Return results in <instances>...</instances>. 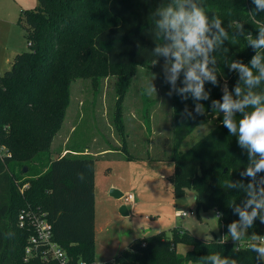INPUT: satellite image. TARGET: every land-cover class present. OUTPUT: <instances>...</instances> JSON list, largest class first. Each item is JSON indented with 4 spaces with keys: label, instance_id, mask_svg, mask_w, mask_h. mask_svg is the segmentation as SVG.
Segmentation results:
<instances>
[{
    "label": "trees",
    "instance_id": "1",
    "mask_svg": "<svg viewBox=\"0 0 264 264\" xmlns=\"http://www.w3.org/2000/svg\"><path fill=\"white\" fill-rule=\"evenodd\" d=\"M194 2L204 8L210 24L214 16L222 20L228 39L210 53L215 64L209 63V68L215 71L216 83L205 81L208 99L196 100L191 94L184 98L178 91L184 86L183 73L173 87L170 159L175 172L171 182L175 198L193 191L197 210L223 214L218 215L220 236L199 238L188 229L174 228L170 234L160 232L135 240L109 264H213L209 257L216 253L237 264H264V259L249 249L258 241L243 246L224 239L229 225L239 221L234 208L243 207L247 199L244 189L224 184L229 180L248 183L249 178L241 172L249 157L223 125L224 113L212 107L213 101L222 102L225 82L229 93L238 84L247 91L239 72L230 70L229 65L239 61L251 66L257 52L264 55V49L247 45L249 34L255 39L264 25V12H256L252 0ZM169 4L175 6V0H39L36 8L22 11L19 23L25 28L30 51L18 53L0 78V264H57L38 258L24 261L31 235L18 226L24 209L46 214L53 240L69 264H97L96 159L70 154L50 161L52 143L71 101L72 82L90 80L97 88L114 77L117 100L113 122L127 153L123 103L137 69L167 62L155 48L169 43L157 28L158 9ZM255 91L264 92V81ZM197 104L203 106L202 115L196 112ZM208 123L216 125L182 151L183 142ZM127 159L133 160L129 154ZM261 177L264 173L257 174V181ZM247 233L264 237V223L256 219ZM178 245L191 250L180 257Z\"/></svg>",
    "mask_w": 264,
    "mask_h": 264
},
{
    "label": "rangeland",
    "instance_id": "2",
    "mask_svg": "<svg viewBox=\"0 0 264 264\" xmlns=\"http://www.w3.org/2000/svg\"><path fill=\"white\" fill-rule=\"evenodd\" d=\"M12 1L18 2L17 5H24L22 11L34 9L39 5V0H0V12H7ZM22 11L19 13L18 24L24 31V45L20 51L28 52L30 48L26 31L19 23ZM0 34H2L0 36L1 52V47L5 45V36L9 37L11 33L3 30ZM14 37L22 39L21 31L15 33ZM3 64L0 61L2 74L10 69L9 64L1 68ZM167 67L170 66L164 62L153 64L149 68L137 69L123 105L127 153L122 150L124 141L113 122L117 100L116 79L107 78L97 88L90 80L77 79L70 87L71 101L62 127L52 143L50 161L70 154L89 155L96 159L94 189L98 219L95 246L97 256L99 258L100 255L103 262H110L118 252L126 250L135 240L152 236L163 230L170 234L176 227L188 229L199 238L212 239L220 236V220L217 212L197 210L193 191H186V194L180 198L170 195L171 178L175 172L174 163L170 159L173 146L171 93L174 86L168 79L170 72ZM149 84L155 87V94L147 93ZM225 88L227 89L226 82L222 86L223 90ZM227 91L229 92L228 89ZM147 107V117L129 116L131 111H138L141 114V110ZM145 125L147 129L144 128ZM215 125L216 123H208L196 128L183 142L182 151L190 148ZM106 152L108 153L103 155ZM128 154L137 159L134 161L127 159ZM111 184L120 185L122 193L130 189V186H132L131 190L139 189L136 192L137 198H141L146 204L141 206L143 211H140V215L143 219L140 217L125 219L122 216L123 200L111 196V188H109ZM170 199L173 202L168 211L172 222L166 224L164 205H168ZM110 205L113 206V211L109 215ZM180 213H186L187 216L181 217ZM145 216L149 217L150 221H145ZM112 218L113 224L110 227L105 226L107 220ZM159 222L164 225L163 229L157 227L153 231L150 230ZM146 230L148 232L144 234ZM228 233L229 230L226 233L227 241L238 245L241 243L246 246L248 240H251L247 232L240 241H233ZM182 246L186 247V245ZM187 248L178 255L180 257L185 255Z\"/></svg>",
    "mask_w": 264,
    "mask_h": 264
},
{
    "label": "clouds",
    "instance_id": "3",
    "mask_svg": "<svg viewBox=\"0 0 264 264\" xmlns=\"http://www.w3.org/2000/svg\"><path fill=\"white\" fill-rule=\"evenodd\" d=\"M252 3L256 12H264V0H252ZM158 15L160 19L157 21V28L169 43L158 45L155 53L168 58V79L175 86L183 73L184 86L178 91L184 94V98L191 94L196 100L208 99L209 94L204 90L205 81L216 83L215 71L209 68V63L215 64V58L210 56V53L228 39V32L222 26V20L214 16L210 24L204 8L194 0H175V6L169 4L158 9ZM240 28L242 30L243 26L240 25ZM247 45L257 50L264 49V25L259 27L255 39L249 34ZM262 61L264 55L260 52L252 57L251 66L233 61L229 65L230 70L239 72L247 91L245 92L239 84L232 93L225 88L222 102L212 103L214 109L224 113L223 125L231 136L237 138L238 144L247 150L249 157L248 166L241 172L242 176L249 178L248 183L229 180L224 184L227 188L244 189L247 194L243 207L234 208L239 214V221L229 225L228 235L233 241H240L247 230L253 227L256 219L264 223V177L257 181V174L264 173V92L255 91L264 81ZM147 93L155 94V87L149 84ZM196 112L202 115L203 106L197 104ZM183 116L181 113V117ZM251 239L258 243L250 244L249 249L258 258L264 259V237L253 233ZM209 259L213 264H237L236 260L222 259L219 253L213 254Z\"/></svg>",
    "mask_w": 264,
    "mask_h": 264
},
{
    "label": "crops",
    "instance_id": "4",
    "mask_svg": "<svg viewBox=\"0 0 264 264\" xmlns=\"http://www.w3.org/2000/svg\"><path fill=\"white\" fill-rule=\"evenodd\" d=\"M15 1V0H14ZM18 3V2H17ZM17 3H15V2H10V4H9V9H8V11L7 12H5V11H3V12H0V25H1V29H0V33H1V31L3 32V30L4 31H7V32H9V33H11V36H9V37H6L5 36V45H3L2 47H1V52H0V61L2 62V63H4L3 64V66L1 67V68H4V66H5V64H9L10 65V67H11V62H12V60H13V58L18 54V53H21V52H24V51H20V50H22V48H23V45H24V42H23V37H24V31H23V29H22V27L18 24V18H19V13L23 10V7H24V5H21V4H19V5H17ZM23 4V3H22ZM16 5V6H15ZM3 13V14H2ZM4 26H5V28H4ZM17 29H19V30H17ZM22 29V30H21ZM19 31H21V33H22V39H19V38H15L14 37V34L15 33H18ZM2 34H0V36H1ZM6 72V71H5ZM4 72V73H5ZM0 74H2L1 72H0ZM3 75V74H2ZM125 101V100H124ZM123 105H124V103H123ZM124 107V106H123ZM129 116L130 117H137V116H141V117H147L148 116V107H147V109H142L141 110V114H139V112L137 111V112H133V111H131L130 112V114H129ZM123 117H124V109H123ZM145 129H147V127H146V125H145V127H144ZM141 132V131H140ZM137 146V145H136ZM123 147V146H122ZM138 147V146H137ZM87 150V149H86ZM108 152H106V153H104L103 155H106ZM62 157V156H61ZM59 158V157H58ZM133 159V161L134 160H136L137 158H132ZM132 161V162H133ZM94 177H95V173H94ZM95 179V178H94ZM138 184L140 185L141 184V181L140 182H138ZM172 184V183H171ZM129 185H132V184H129ZM131 187L132 186H130V189H128L127 191H125V193H122L121 192V190H122V187L120 186V185H114V184H111V185H109V188H111L110 189V194H111V196L112 197H114L112 194L114 193L116 196H117V198L116 197H114V198H116V199H118V200H123L122 201V204H123V206H122V208H121V214H122V216L125 218V219H130L131 217L132 218H141V219H143L142 218V215H140V211L142 210L143 211V209H141V206H143V205H146L145 204V202H143L142 200H141V198L140 199H138L137 198V195H136V192L137 191H139V189H132V190H134V191H132L131 190ZM94 188H95V180H94ZM172 193V194H171ZM170 193V195H173L174 197H175V195H174V190H173V185H172V192ZM96 194V193H95ZM130 194H132L133 195V197H134V199H133V201L132 202H126L125 201V197L127 196V195H130ZM173 202V200L172 199H170V202L168 203V205H164L165 207H166V224L167 223H169V222H172V219L170 218V213H169V211H168V209H169V207L171 206V203ZM110 204V203H109ZM168 207V208H167ZM140 208V209H139ZM112 211H113V206H109V208H108V214L110 215L111 213H112ZM181 214V213H180ZM147 216V215H146ZM144 217V219H145V221L146 220H148V221H150V218L149 217ZM181 217L183 216L182 214L180 215ZM183 217H185V216H183ZM152 218V217H151ZM97 219H98V211H97V207H96V205H95V240H96V223H97ZM113 218L112 219H109V220H107V222H106V224H105V226H107V227H110L112 224H113ZM152 226V225H151ZM164 225H161V223L159 222V224H154L153 226H152V228L150 229V230H154L155 228H157V227H159L160 229H163L164 227H163ZM176 228H179V227H176ZM149 230V231H150ZM148 232V230H146L145 232H144V234H146ZM160 232H166V231H160ZM160 232H158V233H160ZM228 232V231H227ZM226 232V233H227ZM158 233H156V234H158ZM226 233L224 234V239H226V240H228L227 239V237H226ZM155 235V234H154ZM247 235H248V233H247ZM251 237V236H250ZM254 240H248V242H247V244H249V243H251V242H253ZM235 243V242H234ZM237 244V243H236ZM241 244V243H240ZM188 247V248H187ZM186 248H187V252L185 253V255L191 250V247H189V246H186V247H184V246H182V245H178L177 247H176V251H177V254H180V252L181 251H184V250H186ZM185 255H183V256H185ZM114 258H112V260H113ZM111 260V261H112ZM96 262L97 263H99V264H103V263H108V262H103V261H101V259H100V255H99V258H98V256H97V253H96Z\"/></svg>",
    "mask_w": 264,
    "mask_h": 264
},
{
    "label": "built area",
    "instance_id": "5",
    "mask_svg": "<svg viewBox=\"0 0 264 264\" xmlns=\"http://www.w3.org/2000/svg\"><path fill=\"white\" fill-rule=\"evenodd\" d=\"M1 77L2 74H0ZM133 199L132 194L125 197L126 202H132ZM182 215L187 216L186 213ZM18 226L20 229L28 230L31 233L25 247V262L32 258H38L43 262L55 261L57 264H69L65 252L53 240L52 226L48 222L45 213L34 209H24L19 214ZM79 264L88 263L80 261Z\"/></svg>",
    "mask_w": 264,
    "mask_h": 264
},
{
    "label": "water",
    "instance_id": "6",
    "mask_svg": "<svg viewBox=\"0 0 264 264\" xmlns=\"http://www.w3.org/2000/svg\"><path fill=\"white\" fill-rule=\"evenodd\" d=\"M112 195L117 198V196L114 193Z\"/></svg>",
    "mask_w": 264,
    "mask_h": 264
}]
</instances>
